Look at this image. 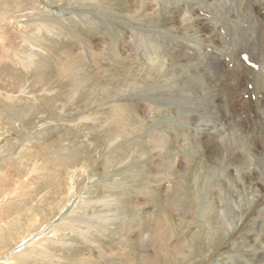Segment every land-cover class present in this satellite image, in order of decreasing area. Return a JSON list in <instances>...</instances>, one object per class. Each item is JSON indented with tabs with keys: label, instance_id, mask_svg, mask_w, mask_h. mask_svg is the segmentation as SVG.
Returning <instances> with one entry per match:
<instances>
[{
	"label": "rangeland",
	"instance_id": "374dc122",
	"mask_svg": "<svg viewBox=\"0 0 264 264\" xmlns=\"http://www.w3.org/2000/svg\"><path fill=\"white\" fill-rule=\"evenodd\" d=\"M172 1L0 0V264H264V15L232 76L162 39L163 78L123 43L176 34Z\"/></svg>",
	"mask_w": 264,
	"mask_h": 264
},
{
	"label": "bare ground",
	"instance_id": "6f19581e",
	"mask_svg": "<svg viewBox=\"0 0 264 264\" xmlns=\"http://www.w3.org/2000/svg\"><path fill=\"white\" fill-rule=\"evenodd\" d=\"M165 1L169 3L170 0H165ZM214 1L212 2V4L215 7L216 12H213L210 8H207L208 5L206 6V4L201 0H173L172 3L175 4L174 7L176 8L178 12L177 19L179 22V26L178 27L176 26L177 33L173 34L166 30H161V29L155 30L157 34L161 35V42H156L157 40H154L153 36H150L149 37L150 40L146 41L143 38L140 39V37L136 34V32H133V37L135 41L127 44V46L125 43H123V50L126 52L127 51L130 52L131 50H134V49H142V51H144V55L146 56L147 60H149L150 65L154 68L157 74L163 78L178 76L177 73H173L172 71H170L173 69V67H170L168 65V59L164 55L159 54L163 49V44H167V43L173 44L174 46L177 45V48H176L178 50L177 52H179L180 56L184 59V63L187 65V69L181 68L182 72L186 73V76L188 75V77H190L192 75V74L190 75L191 69H200L202 70L201 71L202 73H205L206 75L211 76V77L214 76L215 74H220V76H225L224 74H226V76L228 75L229 77L232 76V74L234 73H232L231 70L234 68L230 69L229 66L231 65V63L232 65L235 66L233 62L234 63L236 62L235 59L240 54L239 51L242 48L241 45H243L244 42L246 41L249 42V39L246 40V38L247 37L250 38L251 37L250 33H253L257 29L256 19L258 15H264L261 12V11H264V8L259 7L257 4L252 5V1H251V9L243 6V0H214ZM254 1L256 3V0ZM183 3L186 5L187 9L188 7H190L195 10L194 14H192L194 18H192L191 22H189L190 19L187 18V13H186L187 9L185 5L184 7L182 6ZM212 4H210V7ZM242 11L247 12L248 17H244V16H239V18L236 17L237 15H241ZM213 17L216 20L215 23L212 22ZM245 22L248 23L247 25L248 29L244 27ZM191 23L200 24V25L201 24L207 25L208 23H212L210 25L214 24V26H211V28L205 32L203 31V33H200V34L197 33V35H195L196 33H193L192 30H191L192 33L187 32V30H190L191 28L190 26ZM221 34H227V39L224 38ZM229 36H233V38L228 39ZM162 39H163V44H162ZM230 40H233L234 43L231 44L232 47L228 49L227 46ZM262 49H264V33H263V40H262ZM253 51H255V48H253L252 50L250 49V53L254 54ZM194 60H196V62H193ZM189 62H191V64H189ZM245 67L246 66H242L241 69L239 68L241 72H240V76L238 75L239 77H237L236 79L237 81L236 80L233 81L234 79L233 80L231 79L234 84V89H237L238 91H239L240 84L247 83L248 76L245 75L247 72V69ZM249 80H250L249 84H251L252 89L248 88L247 84H245L246 88L250 89V91L259 89L258 84L262 83L261 80L259 79V74H256V73L252 74L251 77H249ZM251 97L253 99V96ZM147 101L150 102L151 99H147ZM198 122L193 127L197 126L196 129H202L203 133L206 135L208 139L213 140L215 142H219L220 137L221 139H223L222 129L216 128V125L214 123L212 124L206 123V124L200 125V123ZM216 123L217 125L219 124L218 122ZM164 142H165L164 136L159 135V138L157 136V139L154 141V146L156 148L162 149L161 146ZM218 197L219 199H221V192L218 193ZM205 199H208L207 193L203 194L202 200L204 201ZM202 212L203 214H205L206 210L205 211L203 210ZM231 225H232L231 223H228V227L231 228ZM258 248L261 253L260 259L263 260L264 254L262 251L264 249V246L259 244Z\"/></svg>",
	"mask_w": 264,
	"mask_h": 264
}]
</instances>
